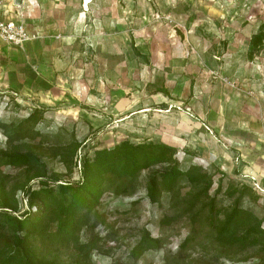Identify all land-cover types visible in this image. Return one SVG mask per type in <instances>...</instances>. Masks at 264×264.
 <instances>
[{
    "label": "rangeland",
    "instance_id": "obj_1",
    "mask_svg": "<svg viewBox=\"0 0 264 264\" xmlns=\"http://www.w3.org/2000/svg\"><path fill=\"white\" fill-rule=\"evenodd\" d=\"M19 9L39 38L23 47L0 41V154L32 152L59 183L78 182L83 158L98 149L182 138L173 146L181 167H201L212 177L210 188L181 178L177 192H163L156 203L148 197L149 171L127 191L116 183L79 233L81 243L96 245L91 262L253 264L258 250L224 248L210 218L230 212L240 196L228 195L231 184L247 181L259 198L245 196L241 206L264 222V189L252 176L233 177L193 151L194 126L179 112L194 114L199 126L213 114L209 124L223 140V113L239 99L231 113L246 118L251 108L264 127V46L256 52L252 45L264 23V0H25ZM40 53L47 63L41 60L46 68L37 77ZM36 109L34 128L12 134ZM75 142L81 147L66 166ZM0 167L10 193L39 186L28 183L24 168ZM17 199L22 214L28 200L23 191ZM146 229L160 247L129 259ZM49 255L60 264L79 261L74 247Z\"/></svg>",
    "mask_w": 264,
    "mask_h": 264
},
{
    "label": "trees",
    "instance_id": "obj_2",
    "mask_svg": "<svg viewBox=\"0 0 264 264\" xmlns=\"http://www.w3.org/2000/svg\"><path fill=\"white\" fill-rule=\"evenodd\" d=\"M252 45L256 52L263 48L264 23ZM38 116L36 109L11 131L12 134L32 130ZM8 135L12 137L9 132ZM80 147L79 142L73 144V155L64 159L66 166ZM178 153L176 147L163 142L125 140L113 147L96 150L93 157H84L80 181L65 183L52 178L47 164L32 152L0 154V166L24 168L29 175V184L33 180L39 181L38 187L23 185L10 193L6 187L9 176L0 167V264H60L49 253L71 247L79 255L75 264H93L91 256L96 245L90 241L81 243L79 233L84 226H89L104 195L116 183L124 186L116 190L127 191L139 182L144 171H149L147 191L153 203L159 201L163 192L175 194L181 178H187L192 186L206 184L210 188L212 177L203 173L201 167L183 169ZM158 167L161 169L157 170ZM231 188L228 192L231 198L240 193L235 206L224 217L215 213L210 218L215 240L228 250H258L252 257L256 260L253 264H264V222L253 210L241 206L245 196L253 200L259 198L256 189L248 182L240 187L231 184ZM18 191H23L28 200V210L22 214H19ZM185 243L187 240L183 245ZM159 247V241L146 229L131 249L129 259L138 261L147 251Z\"/></svg>",
    "mask_w": 264,
    "mask_h": 264
},
{
    "label": "crops",
    "instance_id": "obj_3",
    "mask_svg": "<svg viewBox=\"0 0 264 264\" xmlns=\"http://www.w3.org/2000/svg\"><path fill=\"white\" fill-rule=\"evenodd\" d=\"M31 47L34 48V46ZM35 52L33 50L32 53L36 54ZM37 57L41 58L39 60L37 59L36 68H34V71L36 70V76L38 77L40 75L39 72L44 67L46 68L44 63L47 62H45L46 60L41 53ZM41 60H44V63ZM239 101L241 100H236L233 106L229 105V107L232 106V109L228 110L226 108L223 113L222 132H220L223 134V140L217 138V135L209 124L210 120L215 119L213 114L208 112L206 116L207 124L202 122L201 126L198 125L199 122H197L194 114L179 112V115L186 117L194 126V128H190L189 130L190 141L194 145L193 151H196L198 155H202L210 163L226 171L227 174L233 175V177H239L242 180L245 177L250 178L252 176L254 183H259L264 189V127H259L261 122L250 114L253 113L251 108L247 109L249 115L246 118L236 114V112L231 113L236 104H239ZM172 108L171 106L170 109ZM165 109L169 111V105ZM241 120H244V122L240 124ZM256 124L258 125L256 126ZM178 128L181 129L182 127ZM200 130H202L201 133ZM209 133L212 135L210 136ZM171 139H175L176 141H173L174 143L164 141V143L171 146H180L183 142H186L182 138H178V141L177 138Z\"/></svg>",
    "mask_w": 264,
    "mask_h": 264
},
{
    "label": "built area",
    "instance_id": "obj_4",
    "mask_svg": "<svg viewBox=\"0 0 264 264\" xmlns=\"http://www.w3.org/2000/svg\"><path fill=\"white\" fill-rule=\"evenodd\" d=\"M12 6L15 10L11 13ZM20 6L16 0H0V41L15 47H23L39 38L29 30Z\"/></svg>",
    "mask_w": 264,
    "mask_h": 264
},
{
    "label": "water",
    "instance_id": "obj_5",
    "mask_svg": "<svg viewBox=\"0 0 264 264\" xmlns=\"http://www.w3.org/2000/svg\"><path fill=\"white\" fill-rule=\"evenodd\" d=\"M16 1H17L18 3H20V4L22 3V0H16Z\"/></svg>",
    "mask_w": 264,
    "mask_h": 264
}]
</instances>
